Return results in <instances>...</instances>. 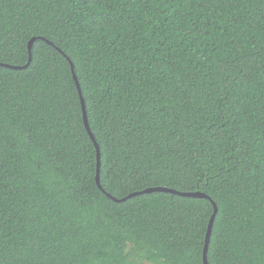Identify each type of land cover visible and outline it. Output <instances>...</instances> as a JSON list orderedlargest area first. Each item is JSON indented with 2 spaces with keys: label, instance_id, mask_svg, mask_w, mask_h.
Instances as JSON below:
<instances>
[{
  "label": "trees",
  "instance_id": "trees-1",
  "mask_svg": "<svg viewBox=\"0 0 264 264\" xmlns=\"http://www.w3.org/2000/svg\"><path fill=\"white\" fill-rule=\"evenodd\" d=\"M0 264H264V0H0ZM73 72L90 131L82 120Z\"/></svg>",
  "mask_w": 264,
  "mask_h": 264
},
{
  "label": "water",
  "instance_id": "water-1",
  "mask_svg": "<svg viewBox=\"0 0 264 264\" xmlns=\"http://www.w3.org/2000/svg\"><path fill=\"white\" fill-rule=\"evenodd\" d=\"M34 40L35 39L32 38L28 42V45H27L28 52H29V58H28V62H27L26 65H24V66H10V65H7V64L0 63V66L1 67H5V68L15 69V70L26 68L29 65L30 60H31L30 51H31L32 44H33ZM70 65H71V71H72L73 79L75 81V84H76V87H77V90H78V94H79V98H80L83 124H84V127H85L86 131L88 132V135H89L90 139L93 141L95 149H96V175H95V181H96V184L99 187V189L102 190V188L100 186V182H99V174H100V152H99V146L96 143V141L94 139V136L92 135V133L90 131L89 124H88V119H87L86 107H85L84 99H83L82 94H81V89H80L79 83L77 81L76 75L73 72V65H72L71 62H70ZM153 192H165V193H171V194L179 195V196H182V197H189V198H203V199H207V200H209L211 202L212 207H213V213H212V215L210 217V220H209V223H208V226H207V230H206V234H205L204 247H203V252H202V263L203 264H208V261H207L208 244H209V240H210V235H211V231H212L213 222H214V219H215V216H216V213H217V206L210 199V197H208L204 193H200V192H187V193L186 192H179V191H176V190H173V189H169V188H166V187L146 188V189H144L142 191L131 193L127 197H124V198H121V199H116L114 197H111L110 195H108V196L113 201L120 203V202H124L125 200H127V199H129L131 197H134V196H137V195H141V194H150V193H153Z\"/></svg>",
  "mask_w": 264,
  "mask_h": 264
}]
</instances>
